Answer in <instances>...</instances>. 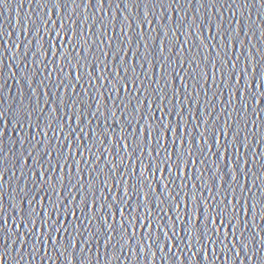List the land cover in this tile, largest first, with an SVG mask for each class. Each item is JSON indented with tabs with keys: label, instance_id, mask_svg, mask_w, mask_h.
<instances>
[{
	"label": "snow or ice",
	"instance_id": "1",
	"mask_svg": "<svg viewBox=\"0 0 264 264\" xmlns=\"http://www.w3.org/2000/svg\"><path fill=\"white\" fill-rule=\"evenodd\" d=\"M35 2L41 8H49V11L40 14L38 24L29 15L23 18L25 28L22 31L35 30L40 68L48 73L44 80H55L56 84L49 83L45 87L44 80H40V86L44 88L43 108L37 96L40 88L32 92L36 97L35 107L31 100L25 104L21 98L18 107L9 103L4 108V100L0 98V122L3 123V128H0V165L12 156L11 151L3 153L9 120L14 130L21 128L34 132V135L22 136L20 140L22 145L28 146L27 157L21 150L19 158L12 162V167L18 166L19 171L15 190L11 180L8 185L4 184L8 168H0V221L3 222L0 233L8 224L4 215V192L8 191L9 208L20 221L16 230L26 229L18 237L21 250L28 243V237L32 236L34 240L57 245L64 255L69 241L65 238L61 242L59 233L64 231L67 234L69 228L73 233H79L81 225L77 221L82 218L90 227L94 226L96 236H103L101 241L89 233L83 242L88 244L96 239L97 250L102 245L106 256L111 248L113 261L117 259L113 242L130 246L139 231L138 247L147 240V247L151 248L154 240L161 251L165 247L170 251L176 247L174 237L183 245L186 235L189 250L192 247L197 249L192 253L191 261L198 254H203V259H206L208 251L215 253L217 243L231 240L232 248L236 249L233 264L241 251L251 264H264V256L254 251L256 241L264 251V195L252 192L257 181L264 176V167H261L260 176L253 170L264 165V154L255 150L250 154L249 151L252 147L250 130L257 145L264 140V132L261 131L264 128V119H261L264 116V54L257 51L260 63L251 51L241 60L245 53L244 40L240 39L237 44L238 37L245 31L241 20L235 21L234 27L228 24L229 31H226L222 13L221 19L216 20L215 16L208 17L200 11L205 8V0H199L200 8L190 18L183 9L192 11L194 0H127L124 7L130 12L143 3L142 17L138 13H133L131 19L124 15L117 25V17L113 16L105 24L101 16L97 26V21L86 15V9L92 7L93 0ZM231 3L236 5L243 19V9L248 7L246 0L239 4L237 0H231ZM6 4L8 0H0V5ZM104 4L105 0H96L97 10L102 11ZM207 4L213 8L217 4L223 7L228 0H207ZM81 5L85 7V14L78 24L81 18L75 14ZM251 6L264 11V0H252ZM20 7H24L23 3ZM108 7H112V0H108ZM116 7L119 8L120 4ZM157 9H160L158 16L155 15ZM133 23L137 29L135 35L132 33ZM18 24L21 27V20ZM252 28L253 25L248 23L247 31L251 32ZM213 30L219 38L218 44L209 43L214 39ZM41 32L47 38V51L45 39L40 38ZM205 33L209 42L203 38ZM0 35H3L2 30ZM137 37L139 44L133 52V41ZM261 38L264 40V30ZM4 46L0 45V48ZM28 47L31 49V41ZM19 48L20 44H17L13 58L19 54ZM49 54L51 62H47ZM3 79L0 68V93L4 90ZM22 80L31 88L36 82V73H23ZM52 87L55 91L50 95L48 88ZM53 97L55 103H52ZM50 104L51 109L45 116ZM217 108L220 109L217 121L226 114L219 128L210 123L208 115L209 110L214 113ZM58 112L63 113V119ZM249 112L255 119L249 116ZM192 121L196 123L190 132ZM109 123L119 127V132L111 131ZM77 131L79 135H74ZM209 139L212 140L211 146ZM206 147L209 154L215 148L227 169V176L221 175V169L216 167L206 184L200 183L198 188L197 183L204 180L207 171ZM257 156L261 157L259 163ZM249 160L252 168H249ZM249 173L252 176L251 188ZM12 175L15 177L16 172ZM169 185H172L171 189ZM65 186H68L69 196L77 192V196L67 202ZM157 186L162 188L165 197L158 203L150 200ZM261 192L264 193V181H261ZM166 201L170 206H165L162 214L176 215L174 220L165 224L156 210L161 209ZM177 223L184 235L178 236ZM37 233L38 237L34 235ZM53 233H56L55 237ZM161 233L163 243H160ZM80 239V236L76 237V240ZM236 241H239V248ZM3 243L7 244V240ZM72 246L76 247V241ZM32 252L39 255L35 244ZM141 253L147 257L145 249L141 248ZM7 255L0 245V264H4ZM165 260L171 264H176V261L184 264L178 253L175 260L167 256ZM11 264H16L15 258Z\"/></svg>",
	"mask_w": 264,
	"mask_h": 264
},
{
	"label": "water",
	"instance_id": "2",
	"mask_svg": "<svg viewBox=\"0 0 264 264\" xmlns=\"http://www.w3.org/2000/svg\"><path fill=\"white\" fill-rule=\"evenodd\" d=\"M241 0H237V3L239 4ZM248 3V7L243 9L244 11V17L243 19L240 16V12L237 10L236 5H233L231 3V0H228V4L221 7L219 4L215 8L209 7L207 4V0H205V8L200 9V11L204 14H206L208 17L215 16L216 20L221 19V13L223 15V20L226 21L225 23V30H228V24H232L233 27L235 26V21L241 20L242 24L244 25L245 31L240 34V36L237 39V44L239 43L240 39H243L245 42V53L244 56L241 57V60L245 59L247 57V54L249 51H251L253 57L256 58L257 63H260V57L257 55V51L259 53L264 54V40L261 38V31L264 30L261 26H264V11L259 9L258 7H252L251 3L252 0H246ZM23 3L24 7H20V4ZM120 4V7L117 8L116 5ZM127 3V0H112V7H108V0H105L104 8L102 11H98L96 7V0H93L92 7L86 9V15L90 17L91 19H95L97 21V26L100 24V17L103 16L105 24L113 17H117V25L120 24V22L123 19L124 15H128L131 19L133 13H138L141 17L144 11V5L143 3H140L138 8L132 9L130 12L127 8L124 7V4ZM231 5V7H229ZM200 8L199 0H194L192 3V11H189L187 8H184L183 11L187 13L189 18L196 13V10ZM49 11V8H41L38 6V4L35 2V0H8V4L6 5H0V30H2L3 35H0V45H5L3 48H0V60L3 61V64L0 65V68H2L3 71V84H4V90L2 93H0V98H3L4 103L2 107L7 108L9 103L13 104V107H18L20 99L23 98L25 104L28 103L29 100L33 102L32 106L35 107V101L36 97L32 96V92L35 91V89L40 88V91L37 93V96L40 100V106L44 107V88H41L40 86V80H44V77L48 75V73H45L40 68V61L41 57L36 52V48L39 46L38 44V38L36 37L35 30L32 31H22L23 28H25L23 18L30 17L32 21L35 23H39V17L41 13L47 14ZM235 12L236 15L233 16L232 13ZM160 9L156 10L155 15H159ZM67 14V12H65ZM85 14V7L84 5H81L80 8L76 11V16H79L81 18V21H78V24L82 22L83 15ZM167 14V13H166ZM55 19V17H54ZM91 19L89 20V25H91ZM176 19H179L177 16ZM21 20V27L18 24V21ZM197 23H199V17H197ZM251 23L253 25L252 31H247V24ZM155 27V24L153 25ZM145 33L148 32L147 26L145 25L144 28ZM137 32L135 23L132 25V33L135 35ZM9 34H11L9 36ZM230 34V33H229ZM93 35H96V28H93ZM221 35H224L222 33ZM213 40L209 42L207 33L204 34L203 38L206 42L218 44L219 38L216 37V33L213 30L212 32ZM40 38L45 39V51L48 50L47 46V38L43 36V32L40 33ZM161 39L163 38L161 34ZM193 38H195V33H193ZM227 36H225V39L227 40ZM120 39L119 33H117V40ZM23 41V43H21ZM31 41L32 47L29 49L28 45ZM20 44L19 48V54L13 58L12 53L16 51V45ZM139 44V38L137 37L136 40L133 41V52H135L136 45ZM141 47V54L143 53V47ZM79 52L80 49H77ZM195 51V49H194ZM83 54V53H81ZM237 55H239V48H237ZM215 56V52H213V57ZM33 57H35V62L33 61ZM52 57L51 54L48 56L47 62H51ZM137 60H139V56H137ZM129 62H131V56H129ZM137 71H140L139 63H137ZM36 73V82L32 85L30 88L27 83H25L22 80V74L23 73ZM17 81H20V83H17ZM51 83L53 86L56 84L55 80L48 81L44 80V86L47 87L48 84ZM179 85L177 84V87ZM49 94L51 95L52 92L55 91V87L48 88ZM79 94V92H78ZM69 98L71 99V94H69ZM95 99H93L92 103L95 105ZM52 103H55V97L52 98ZM203 105V102H202ZM201 105V107H202ZM51 109V104L49 107L45 110V116H47V113ZM94 110V109H93ZM193 112L195 113V106H193ZM71 115V112L68 113ZM185 116L188 115L187 110H185ZM58 115L61 119H63V113L58 112ZM201 115H203V112H201ZM209 118L210 123H214L217 125V128L223 123V120L225 119V116H221L220 121L216 120V116L220 115V109L217 108L216 111L213 113L211 110H209ZM249 116L251 117V112H249ZM252 119H255V117H251ZM5 119H8V116H5ZM261 119H264V116L261 117ZM175 122V121H174ZM196 123V121H192V123L189 124V131H192L193 125ZM75 125L73 124V127ZM93 126H95V121L93 122ZM55 127V126H54ZM109 127L111 131L113 132H119V127L111 125L109 123ZM0 128H3V123L0 122ZM101 129H103V122L101 121ZM6 135L4 136V144H3V153L7 154L9 151H11L12 156L9 158L8 161H6L4 164L0 165V168L7 167L8 173L4 178V184L8 185L9 180L12 182V188L15 190L16 181L19 179V171L18 166L17 168L12 167V162L14 159L19 158V153L21 150L24 151L25 157H27V151L28 146L22 145L20 143L22 136H29L34 135V132L29 133L27 129H21L16 128L13 129V123L9 120L8 127L5 130ZM127 131H131V129H127ZM262 132H264V128L261 129ZM74 135H79V132L77 131L74 133ZM209 137H211V132H209ZM196 138H199V133H196ZM257 139H259V136H257ZM249 140L251 142L252 147L250 148V154L252 150H255L261 154H264V140H261L259 145L256 144L255 140H252L251 136V130L249 131ZM31 143V141H30ZM55 143V140L53 141ZM61 143L63 141L61 140ZM212 145V140L209 139V146ZM195 155V154H194ZM204 156L207 157L205 160V167L207 168V171L204 173V180L197 183V187H200V183L207 182V179L209 176H211L214 173V170L216 167H219L221 169V175L227 176V169H225L223 163L219 160L218 155L215 152V148H212V154L208 153L207 147L205 148ZM229 160L232 159V153L231 150H229L228 153ZM261 157L257 156V162L259 163ZM29 167H31V164H29ZM88 166L85 165V168ZM199 163L197 164V169H199ZM261 167H264V165H261L260 167H257L253 169L257 176H260ZM249 168H252L251 160H249ZM13 172H16V176L13 177ZM197 175H199V171L197 172ZM189 176H191V170L189 171ZM87 180V177H85V181ZM261 181H264V176L260 177V181H257L256 188L252 189V192L254 194L258 195H264V193L261 192ZM75 183V181H73ZM252 183V176L251 173H249V188H251ZM169 188H172V185H169ZM178 190V189H177ZM78 191V190H77ZM201 191L203 189L201 188ZM175 194V193H173ZM247 194V192H246ZM5 200H4V206H5V217L8 219L7 227H5L4 232L0 233V245L3 247V251L7 252V257L5 258L4 264H11L12 258H15L16 264H171V262L165 260V257L167 256L170 260H175V256L177 253L183 257L184 264H196V260L198 261V264H233V258L235 257L236 249L232 248V242L231 240L223 243H217L215 245V253L213 254L211 251H208V257L206 259H203V254H198L196 257L192 258V253L196 252V247H192L189 250V247L187 245V236L180 232V225L177 223V233L179 235H184V243L181 245L177 238H173L174 241H176V247L169 250L168 247H165L163 251L160 250V248L157 246V243L153 240L151 241L152 247L148 248L147 245L149 244V241L145 240L143 241L142 245L140 247L137 246L136 240L141 239V234L139 231H137L136 238L131 240L130 246H123L122 244H117L116 241L113 242V247L116 248V257L117 259L115 261L111 260L112 255V249H108L107 256L105 255V250L101 246H99V251L97 250L98 246L96 245V239H103V236H96L95 228L94 226H89L87 221L83 220L82 218H78V223L81 225L80 232L79 233H73L71 228L68 229L67 234L64 231H61L59 233V239L61 242L67 238L69 241L67 251L64 255H61V252L57 245L50 244L48 241H39L34 240L32 236L28 237V243L25 245L23 250L20 248V243L18 237L26 231L23 227L19 229V231L16 230V225H19L20 221L19 218L16 217V214L11 211L8 205V201L10 199V193L8 191L4 192ZM77 196V192H73L72 196L68 195V186H65L64 189V197L66 198V202L68 200H71L72 197ZM164 193L161 187L157 186L156 193L152 194L150 196V200H153L154 202L158 203L159 199H163ZM205 198H207V193H205ZM167 205V201L165 205L161 206V209L156 210L160 214V219L166 224L170 220L175 219V213H172L170 215H163L162 209ZM135 207V205H134ZM143 207V205H141ZM184 209L181 208V212H183ZM251 215V214H250ZM15 221V223L13 222ZM61 223H64L63 219H61ZM70 223V219H69ZM257 223H260L259 220H257ZM0 226H3V222L0 221ZM249 232H251V226H249ZM91 233L93 236L96 237L91 243L85 244L83 242L84 239L88 236V234ZM46 234V233H45ZM262 234H264V228H262ZM38 237V233L34 234ZM144 235H147V231L144 232ZM169 235H171V232H169ZM56 236V233H53V237ZM80 236V240H76V237ZM7 240V244H4L3 241ZM117 240L120 239L119 235H117ZM164 237L163 233H161V240L160 243H163ZM13 241H16L14 244ZM76 241V247L73 248L72 242ZM256 247L254 251H258L260 256H264V251L260 250L259 248V241H256ZM33 244H35L36 251L39 252V255H36L35 252H32ZM237 248H239V241H236ZM141 248L145 249L147 251V257H145L141 253ZM221 249H224L222 252ZM83 250V251H82ZM45 252H47V256H45ZM153 255L155 259L153 260ZM133 257H137L138 259L135 260ZM70 258V259H69ZM240 261H244V264H251V262L247 259V256L245 253L241 251V255L239 259L236 260L235 264H240ZM176 264H179V261H176Z\"/></svg>",
	"mask_w": 264,
	"mask_h": 264
},
{
	"label": "clouds",
	"instance_id": "3",
	"mask_svg": "<svg viewBox=\"0 0 264 264\" xmlns=\"http://www.w3.org/2000/svg\"><path fill=\"white\" fill-rule=\"evenodd\" d=\"M70 259V258H69Z\"/></svg>",
	"mask_w": 264,
	"mask_h": 264
}]
</instances>
